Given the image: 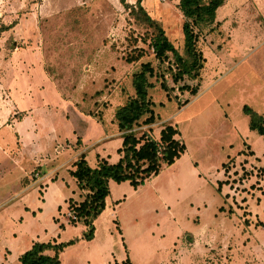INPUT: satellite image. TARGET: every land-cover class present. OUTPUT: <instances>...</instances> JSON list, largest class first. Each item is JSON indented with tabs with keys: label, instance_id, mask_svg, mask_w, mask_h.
Masks as SVG:
<instances>
[{
	"label": "rangeland",
	"instance_id": "obj_1",
	"mask_svg": "<svg viewBox=\"0 0 264 264\" xmlns=\"http://www.w3.org/2000/svg\"><path fill=\"white\" fill-rule=\"evenodd\" d=\"M141 3L182 54L178 0ZM132 7L135 0H0V261L4 246H13L12 257L28 246L29 236L44 230L46 239L51 232L54 238L62 220L70 227L68 208L51 217L49 205L40 204L37 185L50 175L40 169L58 164L60 148L73 153L87 145L91 152L101 146L95 139L104 131H118L115 108L134 95L132 76L148 62L152 122L142 123V117L132 130L157 136L164 124H175L185 147L140 184L139 191L163 201L143 202V213L131 220L137 234L98 219L86 250L67 246L62 264H104L125 256L131 264H264V138L249 129L243 110L264 117V0H224L215 21L199 33L205 58L199 79L176 83L172 57L154 56L152 28ZM161 82L173 87L169 97ZM184 83H197L200 91L193 97L178 90ZM249 150L253 155L246 156ZM244 157L245 167L261 174L241 180ZM224 162L233 163L231 179ZM67 180L59 174L56 181ZM71 180L66 189L76 190ZM27 184L35 187L23 192ZM69 227L62 240L74 237L77 229ZM199 227L195 244L187 243ZM81 254L88 263L77 259Z\"/></svg>",
	"mask_w": 264,
	"mask_h": 264
},
{
	"label": "trees",
	"instance_id": "obj_2",
	"mask_svg": "<svg viewBox=\"0 0 264 264\" xmlns=\"http://www.w3.org/2000/svg\"><path fill=\"white\" fill-rule=\"evenodd\" d=\"M123 1V0H121ZM224 0H178L177 7L182 14V54L173 45L166 34L163 26L154 19L144 8L141 0H135V8L131 11L149 27L152 28V35L149 38V46L159 61L168 60L171 56L176 65V71L170 74L171 80L177 82L180 79L198 80L200 70L205 60L203 53L198 48L199 33L201 27L212 24L215 21L216 10ZM141 69L132 76L134 95L119 106H116L114 120L120 136V145L116 148L118 155L114 162L107 157L96 156L94 166H90L83 154H80L73 162L72 168L68 170L74 178L78 189L82 190L81 199L76 201L69 198L67 208L74 212L75 219H70L74 224L80 221L86 229L82 232V238L90 239L93 235V219L104 208L105 197L109 194V182L116 183L128 181L132 187H137L143 180L155 175L163 167L171 164L184 151L185 147L176 136L178 129L175 124H164L158 131L157 136L141 132L138 136L132 130L142 118V123L152 122V101L147 95L149 83L146 74H151V66L148 62L141 63ZM161 88L169 97L173 87L161 82ZM178 90H188L190 96H195L198 91L197 83L189 86L184 83L177 86ZM189 99H185L187 103ZM244 112L248 115V127L256 131L264 138V117L247 106H243ZM147 115V116H146ZM157 147H160V155H157ZM250 149V148H249ZM243 153V152H242ZM253 155L252 150L245 154ZM245 156V157H246ZM241 161L242 172L239 174L241 180L246 177L261 174V169H247L244 165L246 158ZM227 179L232 169V162L221 164ZM259 170V171H258ZM235 171V170H234ZM232 173H235V172ZM225 181V180H224ZM222 180L217 181L216 189L221 191ZM230 211V208L229 210ZM70 239L63 242L55 240L34 241L17 257L18 264H62L59 253L67 245L74 242ZM108 264H130L126 258L120 262H109Z\"/></svg>",
	"mask_w": 264,
	"mask_h": 264
},
{
	"label": "crops",
	"instance_id": "obj_3",
	"mask_svg": "<svg viewBox=\"0 0 264 264\" xmlns=\"http://www.w3.org/2000/svg\"><path fill=\"white\" fill-rule=\"evenodd\" d=\"M176 137L178 138V136H176ZM95 140H98L99 142H101V144H100L101 146H99L98 148H94L91 152L89 151V149L92 148V146L87 147V145H83V147L81 149L80 148L76 149L75 151H73V153H70L69 150L60 148V150H58V153L55 156V159L58 162V164L55 166H51L49 169H47L48 167L45 170L40 169V173H43V174H45L46 172H50V175L48 177H46V175H45V177L44 176L42 177V178H44V180L41 182L42 187L37 185V188H38L39 192L41 193L40 204L41 205H43V204L49 205V207L51 208V217L52 216L55 217L56 216L55 214L59 210L63 209L64 207H65V209H67V200L69 198H71L72 200H76V201L81 199L82 190L78 189V187L76 186V182H75L74 178L71 177L68 173V170L72 168V162L80 154H83L85 160L87 161V163L90 166L95 165V162H96L95 156L97 154L99 156L107 157L110 162H114L117 159L118 155L116 153V148L120 145V141H121L120 136H119V131H117V130H113L110 132L104 131L103 135L98 136ZM81 144H82V142H81ZM107 145H109V146L115 145V146H114V149H112L111 151L110 150L108 151L106 148ZM93 146H94V144H93ZM81 150H82V152H81ZM221 164H220V166H221ZM59 174H61V176H62V181L64 180V174L68 176V180L71 178L72 179L71 180L72 181V187H75L76 190L66 189L67 188L66 186H69V184H67V183H70L68 180L65 183H62V181L57 182L56 180L59 177ZM218 180H221V176H219V178L216 180V185H217ZM119 183H121V184H117L114 181L109 182V194L105 197L104 208L92 221L94 230H93V235L90 239L82 238L81 234L86 229V227L80 221H76L74 224H71L69 227V225L66 226L67 223L63 222L64 220H62L63 229H58V227L56 226L57 230H55V232H57V233H55L54 238L52 236L53 233L51 232L50 233L51 237L46 239L47 234H46V231L43 230V234L40 237L38 236V234H35L34 236L32 235L31 237L29 236V241L27 243H29V242L30 243L28 244V246L26 248H28L34 241H45V240H53V239L55 240V242L66 241V240H62V238L60 237V233L64 232L67 227H69L70 229H77V230H74L75 231L74 237L71 238V239H75V240L70 245L81 244L83 246L82 248H84L85 247L84 245L92 242V240L94 239V237L96 235V232H97L96 225H97L98 219H99L98 223H101V222L106 223L107 221H110V222L113 221V222H115L116 227L118 226L119 229L124 231V230H126V228H129V229H131L130 230L131 235L137 234L138 228L136 226H131V224H132L131 220H133V219L137 220L138 219L137 217L139 215H141V213H143V207H142L143 202L144 201H147V202L157 201L159 203H162L163 199H161L157 194H154L155 192L150 193V192H145L142 190L139 191L138 189L141 188L140 185H138L137 187H132L128 183V181H122ZM28 184L25 186L24 189H22L23 192H28V190H30L32 187H35L33 185L29 186ZM221 190H222V188H221ZM225 197H226V195H225ZM227 214H231V212L230 213L227 212ZM199 229H200V227L191 230V233L188 236L189 241H187V243L192 242L193 244H195L194 240H193L194 238L192 236L197 235ZM206 230H207V228H206ZM27 243L24 242L25 246L27 245ZM18 244H21V242H19ZM8 246H10V247H8V248L6 246L3 247V249H4L3 250V256H1V258L3 260L0 261V264H18L17 257L26 248L20 250V248L17 247V250H20V251L19 252L14 251L15 253L11 257L10 254H11L13 246H11V245H8ZM67 246H69V245H67ZM67 246H65L63 248V250ZM90 249H92V247L87 249V251ZM84 250H86V249L84 248ZM62 251L59 253L60 261H61ZM94 251H95V249H94ZM80 257H82V254L78 255L77 259H79ZM126 258H128V256H125L120 261H122ZM85 259L86 258L83 255V257H82L83 262L82 263H88L89 262V259H86V260ZM115 261L116 260H113V261L106 260V261H103V263L108 264L109 262H115ZM120 261H116V262H120ZM129 262L131 264L130 259H129Z\"/></svg>",
	"mask_w": 264,
	"mask_h": 264
},
{
	"label": "built area",
	"instance_id": "obj_4",
	"mask_svg": "<svg viewBox=\"0 0 264 264\" xmlns=\"http://www.w3.org/2000/svg\"><path fill=\"white\" fill-rule=\"evenodd\" d=\"M160 147H157V155H160ZM67 214L71 217V219H75V215H74V212L73 210L69 209L67 211Z\"/></svg>",
	"mask_w": 264,
	"mask_h": 264
}]
</instances>
